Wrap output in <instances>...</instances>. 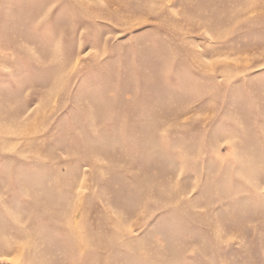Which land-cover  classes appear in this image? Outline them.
Segmentation results:
<instances>
[{
    "label": "rangeland",
    "instance_id": "rangeland-1",
    "mask_svg": "<svg viewBox=\"0 0 264 264\" xmlns=\"http://www.w3.org/2000/svg\"><path fill=\"white\" fill-rule=\"evenodd\" d=\"M0 264H264V0H0Z\"/></svg>",
    "mask_w": 264,
    "mask_h": 264
}]
</instances>
